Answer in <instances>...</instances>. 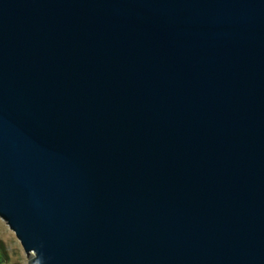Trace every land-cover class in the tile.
Segmentation results:
<instances>
[{
    "label": "water",
    "instance_id": "water-1",
    "mask_svg": "<svg viewBox=\"0 0 264 264\" xmlns=\"http://www.w3.org/2000/svg\"><path fill=\"white\" fill-rule=\"evenodd\" d=\"M0 219L27 264H264V0H0Z\"/></svg>",
    "mask_w": 264,
    "mask_h": 264
},
{
    "label": "rangeland",
    "instance_id": "rangeland-1",
    "mask_svg": "<svg viewBox=\"0 0 264 264\" xmlns=\"http://www.w3.org/2000/svg\"><path fill=\"white\" fill-rule=\"evenodd\" d=\"M0 264H27L20 244L5 222L0 219Z\"/></svg>",
    "mask_w": 264,
    "mask_h": 264
}]
</instances>
